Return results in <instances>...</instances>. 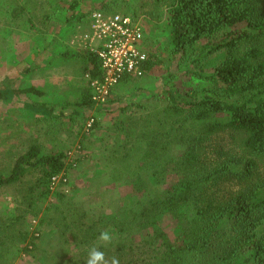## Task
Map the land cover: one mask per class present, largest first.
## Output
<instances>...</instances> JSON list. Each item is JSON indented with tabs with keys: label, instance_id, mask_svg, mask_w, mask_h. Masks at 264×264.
<instances>
[{
	"label": "trees",
	"instance_id": "1",
	"mask_svg": "<svg viewBox=\"0 0 264 264\" xmlns=\"http://www.w3.org/2000/svg\"><path fill=\"white\" fill-rule=\"evenodd\" d=\"M156 4L167 18L174 57L195 53L197 63L220 59L210 73L201 69L188 73L206 86L169 87L162 112L143 125L124 123L129 131L114 158L115 174L140 180V172L153 167L166 173L172 169L177 175L162 194L147 196L132 208L135 221L154 228L153 240L145 241L153 254L143 253L141 264H264V0H157ZM82 58L85 75L91 81L101 79L96 55L86 50ZM154 65L148 53L145 74ZM17 94L43 95L35 88ZM109 104L115 100L101 107ZM93 106L88 82L79 102L58 109L73 120ZM122 112L127 110L120 108ZM127 114L134 120L133 113ZM221 133L228 134L227 144L213 145ZM173 150L180 151L178 160ZM67 158L65 152L44 155L33 143L8 175H0V191L11 188L17 204L15 216L3 227L17 234L25 244L24 253L38 248L43 228L72 233L85 245L99 241L102 222L91 220L83 227L77 221L86 214L71 221V211L64 213L51 203L45 206L52 195L59 202L65 200L66 184L52 190L51 181L62 174L68 177ZM163 217L178 227L177 235L157 226ZM34 220L39 221L38 238L29 232Z\"/></svg>",
	"mask_w": 264,
	"mask_h": 264
},
{
	"label": "rangeland",
	"instance_id": "2",
	"mask_svg": "<svg viewBox=\"0 0 264 264\" xmlns=\"http://www.w3.org/2000/svg\"><path fill=\"white\" fill-rule=\"evenodd\" d=\"M156 3L157 0H0V175H8L17 158L33 143L42 147L44 155L65 152V200L59 202L52 195L45 206L51 203L64 213L71 211V221L84 213L87 217L77 221L78 225L99 221L103 223L100 231L112 235L106 246L101 241L85 245L71 232L67 236L62 229L43 228L38 248L24 253L25 244L17 234L3 227L17 210L13 190L3 189L0 264H84L93 246L108 258L118 257L120 264H141L143 253L153 254L145 241L153 240L154 228L142 220L135 221L132 208L147 196L149 199L162 194L177 175L172 169L166 173L153 167L143 169L140 180L115 174L114 158L129 131L124 123L127 120L143 125L151 115L162 112L168 105L169 87L203 88L207 83L188 73L196 69L210 73L220 59L211 57L197 63L195 53L174 57L167 18ZM98 10L139 19L146 32V49L155 65L144 77L118 86L109 99L115 104L83 109L79 117L69 120L58 107L79 102L88 87L82 58L87 48L81 37L88 29L90 13ZM81 15L87 17L77 22L75 17ZM28 88L43 95L17 94ZM120 108L127 112L119 113ZM127 113H133L134 120L125 116ZM92 119L95 124L89 127ZM228 139V134L221 133L213 145L224 146ZM173 151L178 160L180 151ZM73 209L77 210L75 214ZM38 223L34 220L29 224L30 234L37 238ZM157 226L168 235L179 232L166 217L158 219Z\"/></svg>",
	"mask_w": 264,
	"mask_h": 264
},
{
	"label": "built area",
	"instance_id": "3",
	"mask_svg": "<svg viewBox=\"0 0 264 264\" xmlns=\"http://www.w3.org/2000/svg\"><path fill=\"white\" fill-rule=\"evenodd\" d=\"M143 23L125 14H107L100 10L91 14L88 29L81 37L82 43L99 59L102 77L87 80L92 102L101 107L108 102L116 88L125 79H139L145 75L148 62L146 34ZM95 124L94 119L89 127ZM68 179L65 174L53 177L52 190Z\"/></svg>",
	"mask_w": 264,
	"mask_h": 264
},
{
	"label": "clouds",
	"instance_id": "4",
	"mask_svg": "<svg viewBox=\"0 0 264 264\" xmlns=\"http://www.w3.org/2000/svg\"><path fill=\"white\" fill-rule=\"evenodd\" d=\"M98 240L106 246L111 243L112 235L108 231H101ZM84 264H120V262L118 257L112 256L108 258L98 246H93L89 249L87 257L84 259Z\"/></svg>",
	"mask_w": 264,
	"mask_h": 264
}]
</instances>
